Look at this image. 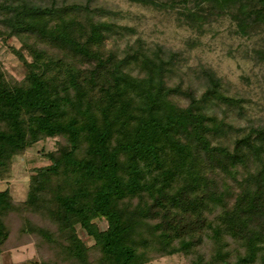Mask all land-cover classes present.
I'll return each mask as SVG.
<instances>
[{
	"label": "trees",
	"instance_id": "obj_1",
	"mask_svg": "<svg viewBox=\"0 0 264 264\" xmlns=\"http://www.w3.org/2000/svg\"><path fill=\"white\" fill-rule=\"evenodd\" d=\"M178 1L190 22H206L202 3L211 2L210 14L229 12L241 31L248 19L264 25V0H195L194 8L190 0ZM234 4L237 11H229ZM96 11L103 9L0 1L4 40L33 36L62 53L27 45L28 61L13 49L26 67L20 81L7 80L0 68V168L42 138L61 139L46 153L50 163L30 175L24 201L15 206L9 191H0V246L8 236L3 217L22 209L55 223L64 242L61 258L77 264H147L179 252L191 264H264V123L232 143L213 144L233 127L225 108L212 110L230 101L215 72L201 70L198 96L168 85L176 53L150 49L140 39L120 55L106 50L104 39L115 24L95 19ZM176 96L188 103L178 104ZM239 166L246 171L240 179ZM209 174L223 176L216 182ZM225 176L239 189L230 204L234 191ZM22 230L52 240L43 225Z\"/></svg>",
	"mask_w": 264,
	"mask_h": 264
},
{
	"label": "rangeland",
	"instance_id": "obj_2",
	"mask_svg": "<svg viewBox=\"0 0 264 264\" xmlns=\"http://www.w3.org/2000/svg\"><path fill=\"white\" fill-rule=\"evenodd\" d=\"M57 1L87 4L95 10L102 8V12H95V19L113 21L116 30L109 31L104 39L106 50L116 51L120 55L127 44H134L136 39H140L143 46L150 49L160 46L165 51L175 52L176 65L171 78L167 81L168 85L178 83L183 89H193L194 94L198 96L204 89L201 70L203 68L213 70L221 80V91L230 101L224 100L221 106H214L212 110L215 109L220 114L225 108L227 116L233 121V127L228 129L226 134L217 139L212 138L213 144L218 141L232 143L235 138L241 137L249 126L264 123L263 24H255L248 19L247 28L241 31L238 20L232 18L229 12L217 13L219 10L215 8L210 14L211 9L207 5L212 4L211 2L202 3L206 10V22L194 23L187 21L181 14L185 9L178 0H160L162 5L158 6L129 0ZM187 5L194 8L195 0H190ZM228 10L236 12L237 7L234 4ZM77 18L80 21L84 20L83 15H78ZM32 44L46 48L54 56L62 55L58 49L41 43L33 36L25 37L23 40L17 37L4 40L0 35V68L7 80L13 82L23 78L26 67L14 50H18L30 61L32 58L27 45ZM174 100L180 105L188 103L187 97L183 96H176ZM60 142L58 136L42 138L22 153L15 155L8 169L0 168V191L7 189L15 206L26 199L30 175L37 168L50 163L46 153L56 150ZM248 169L254 168L249 164ZM237 171L238 179L246 174L242 166H239ZM209 176L220 182L223 175ZM228 182L234 193L227 196L226 204L232 202L239 190L231 178H228ZM213 212L215 213V210ZM3 221L8 236L0 246V264H77L76 261L69 262L61 258L59 250L64 242L58 233L57 225L41 214L22 209L11 210L3 217ZM158 221L160 217L151 219L152 223ZM29 223L41 227L43 225L52 240L44 239L36 232L23 231V227ZM97 223L101 228L105 226L104 221L98 220ZM77 231L84 241L92 243L93 240L79 226ZM207 246L208 243L203 244L200 250ZM234 246L235 244L231 243L229 250ZM95 255L96 252L91 251L89 259L93 260ZM189 259L179 252L147 264H191Z\"/></svg>",
	"mask_w": 264,
	"mask_h": 264
}]
</instances>
